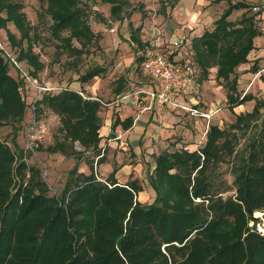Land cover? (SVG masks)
I'll list each match as a JSON object with an SVG mask.
<instances>
[{"label": "trees", "instance_id": "obj_1", "mask_svg": "<svg viewBox=\"0 0 264 264\" xmlns=\"http://www.w3.org/2000/svg\"><path fill=\"white\" fill-rule=\"evenodd\" d=\"M37 1L49 18L45 29L56 50L74 59L84 54L96 40L84 0ZM103 1L114 18L128 15L122 14L125 1ZM176 1L161 0L162 15ZM227 3L211 29L190 39V65L194 75L199 69L201 80L216 68L215 79L226 89L229 110L246 102H253L252 109L236 113L227 127L210 124L195 149L167 147L154 154L149 184L155 198L150 203L138 199L143 188L138 179L119 182L115 169L105 178L98 177L94 166L105 160L99 147L102 105L82 96L83 88L69 86L37 90L30 103L32 119L50 114L57 120L52 141L42 150L76 164L83 161L89 169L79 172L74 165L60 195L50 193L41 168L27 162L24 150L29 147L18 146L16 136L29 104L22 94V80L10 73L9 67L15 66L0 48V127L12 128L10 142L0 139V264H264V234L257 230L254 217L264 210V97L239 94L235 74L248 62L254 39L262 32L250 4ZM23 9L21 2L0 0V28L17 49L18 62L31 67L35 76L43 68L33 50L40 33ZM237 9L245 12L229 18ZM8 23L19 36L8 29ZM129 28L137 47V69L146 57L147 44L139 33L141 25L129 24ZM256 63L251 66L254 73ZM104 71V66H93L80 81L88 82ZM125 79L117 78L115 93L123 90ZM115 120L114 125L119 119ZM129 120L125 118L122 127ZM223 162L230 165L231 184L216 178L215 168ZM230 190L234 192L223 195Z\"/></svg>", "mask_w": 264, "mask_h": 264}, {"label": "rangeland", "instance_id": "obj_2", "mask_svg": "<svg viewBox=\"0 0 264 264\" xmlns=\"http://www.w3.org/2000/svg\"><path fill=\"white\" fill-rule=\"evenodd\" d=\"M15 1L21 2L23 4V10L27 16L29 24L39 28L40 42L35 43L33 50L38 53L39 59L43 63V68L37 73V75L33 77L37 78L38 84L41 86L44 84H50L56 88H63L70 85L81 87L83 84L88 86H94V84H98L97 86L100 88L102 86L105 90L109 87H115L117 85V78L119 76L130 77L129 80H132L131 82L133 83L134 88L138 85H141L142 83L148 84V82L151 80L150 76L144 70H142L141 67L138 66L136 69V66L138 65L137 62H135V51H137V47L136 44H133L130 40L129 24H132L133 27L141 25V30L139 33L141 35L142 41L146 42L147 44L144 49L145 52L155 48L162 52H166L169 58L174 62H180L177 58L173 57V52L177 50L169 53V49L166 48V45L169 43L168 39L170 37H168V39H163L165 35H153L150 32L151 28L153 27L156 29H161L164 28V26H167L164 24V17L167 15H162L161 13V0H123L125 1V8L123 9L122 14L124 15L128 13V15L123 16L122 20L114 18L110 14V5L105 1L84 0L87 18L90 27L96 36V40L88 47V50L77 59H74L72 55L70 56L67 53L60 54L54 46L55 41H50L48 39L49 36L47 30L45 29V24H48L50 21L48 16L42 11V6L37 0ZM135 8H137V10H135ZM138 8L144 12V15H142L141 11H138ZM250 13L254 12L250 10ZM234 17L235 15L229 18ZM7 27L12 33H14L16 36H19L12 23H8ZM158 36L161 37L162 43L160 42L159 45H156L153 42L158 38ZM0 41L5 46L4 48L8 50L10 56L16 60L19 67L26 70L32 76L31 67H29L24 62H18V59L16 58L17 49L10 46L6 31L3 28H0ZM73 44L78 46L76 41H73ZM140 52L141 51H139L138 54H140ZM186 55L190 58L189 54ZM6 58L9 60L8 56H6ZM247 58V63H244L236 68L235 74L238 76V93L242 95L245 92H248L254 94L257 97H264V36L257 40L256 46L254 45V50L250 51ZM9 62L12 64L11 60H9ZM254 62H257L255 65L258 68L255 73L251 70V66ZM97 65L104 66V73L93 78L92 80H89L88 82L81 83L80 76L89 68ZM9 68L12 75L22 80V94L26 102L29 104L26 108L27 116L25 122L16 136L18 146L20 148H24L26 144V146L29 147V149L24 150L27 156V162L31 164H37L42 170L44 180H46L49 185L50 193L53 195H60L67 181L69 170L74 165H76L77 170L81 172V165L86 163L79 161L76 164V161L71 158H65L59 154H49L42 150V148L47 146L52 141V135L57 126V120L50 114L41 117L37 121L38 124L35 126V130H40L39 134L41 135V137L37 139L38 141L36 140L33 143L34 139H30L27 143L28 137L26 136L30 126L28 125V122L32 119L29 107L30 103L36 97L38 89L31 86L21 77L20 70L17 66H12ZM130 68H132L134 71H132V74L128 73L129 75H126L127 72H130ZM214 69L215 68L210 69V73L205 80L200 79V72L199 69H197L196 75H193L192 82H194V86L198 83L201 84V86L199 87V92H197L195 96L200 95L203 83L206 84L208 80L211 81L214 86L220 85L226 93L224 86L215 79ZM258 71L261 73H258L259 75L255 76ZM243 74H246L245 76L247 77L242 76ZM126 85L129 87L127 79H125L123 90H125L127 87ZM108 91L109 93H105L104 96L97 95L101 100L104 101V103H108L113 99L111 90ZM83 93L85 97H92L86 96L88 95L87 92ZM222 103L223 104L220 103V107L226 108V110H224L225 116H220L219 114L213 118V123L217 124L220 122V120H222L219 125L222 128L227 127L230 123L234 122L236 113L239 114L248 112L253 106V102H246L241 106L235 107L233 110H229L226 106V101ZM11 137L12 128L10 125L0 127V139L10 142ZM32 144L34 146L33 150L31 149ZM240 144H243L242 138ZM158 151L161 150L159 149ZM94 168L96 169L95 166ZM215 169L217 180H225L229 184L232 183L233 176L231 175L230 165L228 162L217 164ZM233 192V190H230L223 195L228 196ZM153 200H150V202ZM258 213L259 214L256 215L261 216L257 218L258 221L255 223V226L258 231L263 233L264 210ZM250 224H253V222Z\"/></svg>", "mask_w": 264, "mask_h": 264}, {"label": "crops", "instance_id": "obj_3", "mask_svg": "<svg viewBox=\"0 0 264 264\" xmlns=\"http://www.w3.org/2000/svg\"><path fill=\"white\" fill-rule=\"evenodd\" d=\"M227 1L177 0L171 7H166L164 11V14L167 15L164 17V24L167 26L161 29L153 27L150 32L153 35H165L163 39L170 37L166 48L170 52L177 50L173 52V57L177 58L180 61L179 63H185L190 60L186 55L191 53L190 39L193 36L200 35L204 30L212 28L213 22L227 7ZM230 1L232 3L237 1L248 3L250 4L249 10H252V6L259 8L258 11H255L257 13L256 24L262 34L254 39V45L256 46L257 40L264 36V0ZM243 12H245V9L233 10L230 17L235 15L231 19H236ZM160 36L156 39L158 43L162 41ZM177 39H180L182 43L174 47L172 43ZM129 71L126 75L132 74L134 70L130 68ZM245 75L243 74L242 76L247 77ZM126 79L129 87L126 85L125 90L120 93H115L116 86L105 90L102 86L101 88L97 86L98 84H94V86L83 84L81 87L70 85L69 87L77 90L83 88L88 95L97 98H99L97 95L104 96L105 93H109L108 90H111L113 99L105 103L99 113L101 117L99 147L102 148L105 160L95 165L97 175L100 178H105L115 169V177L119 182L138 179L143 187L138 194V199H140V202L150 203V200L155 198V191L148 181L154 167V154H158L160 152L158 151L159 149L163 150L167 147L171 149H195L206 125L209 127L213 123V118L219 114L220 116H225L224 110L226 108H221L220 103L223 104L222 102L226 101V95L220 85L214 86L208 80L206 84L203 83L200 95L195 96L199 92L201 84L198 83L194 86V82L191 80L188 88L179 96L180 101L188 105H196L200 110H214L220 107V110L213 115L207 124L204 119L192 117L184 111L162 105L156 100H151L143 92V90L145 91L150 87L151 80L148 84L142 83L134 88L132 80H129L130 77H126ZM136 90L142 91L136 93ZM125 93H130V96L118 99L119 96ZM29 108L31 109V107ZM127 117L132 120H129L130 124L127 127H122V121ZM116 118L119 120L114 125ZM220 122L218 125H220ZM80 171L88 172V166L86 164L81 165Z\"/></svg>", "mask_w": 264, "mask_h": 264}, {"label": "built area", "instance_id": "obj_4", "mask_svg": "<svg viewBox=\"0 0 264 264\" xmlns=\"http://www.w3.org/2000/svg\"><path fill=\"white\" fill-rule=\"evenodd\" d=\"M252 11H258L259 8L257 6H252ZM156 45H159L157 40L153 42ZM182 43L180 39L175 40L172 45L174 47L179 46ZM5 46L0 41V48L2 49L5 56H8L11 60L12 64L17 66L20 70L21 77L29 83L31 86L35 87L39 91H56L61 88H56L50 84L39 85L37 78L31 76L26 70L19 67L16 60L10 56L8 50L4 48ZM170 53V51H169ZM141 68L144 70L151 78L150 87L147 90H143L151 100H156L162 105H166L177 110L184 111L188 115L192 117H197L206 120L207 124L212 119L213 115L220 110V107L215 108L214 110H200L196 105H188L179 100V96L183 91L188 88L189 82L192 80V76L194 75V70L190 65V61H186L183 64L176 63L172 61L166 52H162L158 49L148 50L146 52V57L144 61L141 63ZM259 71L255 74V76L259 75ZM142 90H136V93L141 92ZM79 93L85 97L84 93L79 91ZM130 96V93H125L122 96H119V99ZM90 99L98 100L101 105H105V103L97 98V97H87ZM38 122L35 119H31V124L28 128V140L30 139L37 140L41 137L39 131L35 130V126ZM208 130V125H206L201 138L197 141L196 146L202 144L205 135ZM42 132V130H41ZM33 140V141H34Z\"/></svg>", "mask_w": 264, "mask_h": 264}, {"label": "water", "instance_id": "obj_5", "mask_svg": "<svg viewBox=\"0 0 264 264\" xmlns=\"http://www.w3.org/2000/svg\"><path fill=\"white\" fill-rule=\"evenodd\" d=\"M259 216H261V215H256V214L254 213V217H255V218H258Z\"/></svg>", "mask_w": 264, "mask_h": 264}, {"label": "bare ground", "instance_id": "obj_6", "mask_svg": "<svg viewBox=\"0 0 264 264\" xmlns=\"http://www.w3.org/2000/svg\"><path fill=\"white\" fill-rule=\"evenodd\" d=\"M263 234H264V232H263Z\"/></svg>", "mask_w": 264, "mask_h": 264}]
</instances>
